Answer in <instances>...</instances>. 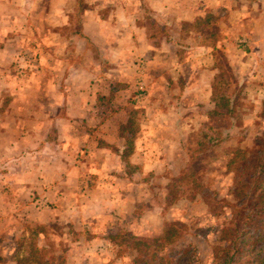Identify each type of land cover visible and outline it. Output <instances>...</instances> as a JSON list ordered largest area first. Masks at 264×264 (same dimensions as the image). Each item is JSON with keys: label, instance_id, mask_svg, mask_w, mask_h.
<instances>
[{"label": "rangeland", "instance_id": "1", "mask_svg": "<svg viewBox=\"0 0 264 264\" xmlns=\"http://www.w3.org/2000/svg\"><path fill=\"white\" fill-rule=\"evenodd\" d=\"M118 1L120 3L122 0H99L87 5V0H73L70 7L72 12L66 20L68 25L60 29H51L50 35H59L70 45L71 40L78 37L77 32H80L79 26L84 9L97 7L98 12H90L92 14L90 16L97 15L104 20L115 16L116 21V15L121 14L113 11ZM133 1L135 3V0ZM232 3L235 4L234 1ZM208 16V19L204 18L205 22L204 19H200L192 24H181V35L176 36L178 26L170 23L172 16H164L163 25H159V21L155 23L147 12L142 14L151 46L163 50L158 62L164 68L167 62L177 60L184 62L187 53L193 51L196 53L195 68L200 70V77L203 70L215 72L209 95L207 90L204 92L205 95L202 93V85L195 91L180 90L184 87L185 79L182 76L177 78L170 75L168 81L172 86H167L166 95L165 92L161 94V101L146 100L147 92L141 75L143 71L141 62L134 61L135 69L131 70L132 72L124 70L123 66L120 67L124 71L115 70L111 68V64H114L111 62L100 63V76L104 78L101 84L114 85L113 89L124 87L130 92L129 96L114 93L113 95L109 92L100 95L103 100H99V104H102L94 114L102 119L113 118L112 122L119 126V133L126 138L121 150V159L125 163L124 168L129 175V182L125 181L122 175L117 177V184L125 183L126 187L115 193V200L113 199L110 206L94 205L95 200L90 204L87 200H90L91 196L87 198L83 195L81 198L82 182L85 180L81 174L78 179L76 176L77 186L68 188L76 197L71 199L73 202L71 206L68 200L72 195L66 197V202L54 204V200L44 196L46 190H42L41 194L37 189L27 190L24 192L26 195L23 205L24 216L35 217L41 222L35 224H28L29 221L22 222L14 227L16 228L14 233L1 237L2 260L20 255L18 240L22 236L27 237L28 228H36L42 233L37 237V244L61 254L64 264H142L143 261L154 264L155 260H150L151 255L159 258L161 264L213 263V258L218 255H215V252L221 250L226 240H229L230 229L225 223L231 218L230 206L233 203L228 197V191L233 189V181L237 180L233 172L226 171L227 156L234 148L249 146L260 132L258 112L260 103L264 100V44L255 46L251 44L248 32L240 33L241 27L237 26V18L245 19L241 9L230 14L222 12ZM42 30L48 32L46 29ZM223 30L228 32L229 42L228 45L220 46L217 41ZM43 32H40L41 36ZM22 33L19 32L24 36ZM193 33H197L195 39ZM103 35L105 37L109 33ZM163 40L165 43H168L166 40H174L175 44L172 47L165 43L163 45ZM171 51L175 56H170ZM65 52L74 61L75 46L66 49ZM20 69L22 68L19 67L18 70ZM158 69L161 70L160 67ZM127 73L134 76L131 82L125 81L123 77ZM38 95L41 96L39 93ZM167 95L171 96V103L165 100L164 96ZM227 97L233 99L231 117L226 116L223 112L225 109L221 107V103ZM157 102L159 109L153 105ZM144 104H148L146 108L149 106L150 108L147 110ZM170 105L173 107L172 110L169 109ZM25 111L27 112V109ZM213 111L215 114H211ZM123 121H127L126 125H121ZM112 126L115 127L107 125V130ZM210 126L217 127L221 137L225 136L228 129L229 139L195 161V177L200 180L203 189L199 192L195 189L198 193L190 198L178 197L177 190L181 187L177 188L173 183L185 166L186 153L195 146L199 135L204 133L203 129ZM145 127H150V132L152 131L156 137L152 136L153 140L141 145L140 155L134 153L132 156L131 151L136 147L134 143L137 135L141 129H146ZM71 128L77 132L88 131L85 130L88 127L81 122L72 124ZM89 129L91 132L98 131L93 125H90ZM64 143L68 146L66 152H69V146H72L71 152L77 153V157L83 155L82 150L87 151L86 143L71 141ZM79 148L80 152H77ZM116 149L119 150V147ZM0 181H3L1 174ZM91 193L90 191L89 194ZM76 199L78 202L74 204ZM169 222L180 223L182 228L178 231L179 238L173 244L165 246L162 244V229L164 224ZM131 240L138 242L140 254L132 248Z\"/></svg>", "mask_w": 264, "mask_h": 264}, {"label": "crops", "instance_id": "2", "mask_svg": "<svg viewBox=\"0 0 264 264\" xmlns=\"http://www.w3.org/2000/svg\"><path fill=\"white\" fill-rule=\"evenodd\" d=\"M97 1L87 0V5ZM71 5L73 0H0V174L3 177L0 181V239L14 233V227L22 222H41L35 217L24 216V192L27 190L37 189L40 194L46 190L44 196L54 200V204L66 202L72 195L68 200L71 206L75 196L68 188L77 186L76 176L78 179L81 174L85 178L81 198L91 196L87 202L95 200L94 205L110 206L115 193L126 187L125 183L117 184V177L122 175L129 182L121 159L126 138L119 133L113 118L102 119L94 114L102 104H99V100H103L100 95L109 92L129 96L130 92L124 87L113 89L114 85L101 84L104 78L100 76V63L111 62L115 70L123 66L124 70L132 72L134 61L141 62L146 100L161 101V94L165 92L166 95L167 86H172L168 81L170 75L185 79L180 90L195 91L202 85V93L207 90L209 95L215 72L203 70L200 77L193 51L187 53L184 62H167L164 68L158 62L163 50L151 46L142 14L147 12L155 23L159 21V25H163L164 16H172L170 23L178 26L176 36H180L181 24L241 9L245 19L237 18L240 33L248 32L255 46L264 44V0H135V3L122 0L113 9L121 13L116 15V21L115 16L105 20L97 15L90 16V12L97 13L99 8L87 7L79 26L84 39L75 37L69 45L59 35H50V30L68 25L66 20L72 12ZM104 33L109 35L104 37ZM220 33L217 44L228 45V32ZM196 36L197 33H193V39ZM166 41L168 43L163 40V45L172 47L175 44L174 40ZM74 46L73 61L65 50ZM171 53L170 56H175L173 51ZM19 67L22 69L18 70ZM123 77L129 82L134 78L132 73ZM164 98L172 102L170 95ZM148 104H144L145 108ZM153 105L157 109L160 107L158 102ZM77 122L87 126L85 130L88 131L77 132L71 128ZM121 123L126 125L127 121ZM90 125L98 131L91 132ZM107 125L115 127L107 130ZM152 136L155 134L150 132V127L141 129L131 155H140L141 145L153 140ZM65 141L86 143L87 151L82 150L83 155L77 157V153L71 152L72 146L66 152ZM78 150L74 151L80 152V148ZM54 190L57 192L53 193ZM77 202L76 199L74 204Z\"/></svg>", "mask_w": 264, "mask_h": 264}, {"label": "trees", "instance_id": "3", "mask_svg": "<svg viewBox=\"0 0 264 264\" xmlns=\"http://www.w3.org/2000/svg\"><path fill=\"white\" fill-rule=\"evenodd\" d=\"M76 35L84 39L81 32H77ZM232 103L233 99L229 97L221 103V107L225 109L223 112L228 117L232 116ZM260 105L258 116L261 126L254 142L249 146L234 148L227 156L226 171L233 172L237 180H240L239 182L234 180L233 189L228 191V197L233 203L230 206L231 218L225 223V226L230 229L229 240H226L221 250L215 252V255H218L213 258L212 264H264V100ZM211 114H215V111ZM229 125L232 126L231 123ZM203 131L195 146L187 151L185 166L174 180L173 184L177 188L181 187L177 190L178 197L190 198L203 189L202 183L195 177V161L226 139L228 140L230 136L227 129L225 136L221 137L219 129L212 126L206 127ZM230 133L232 134L233 130ZM195 189H198V192ZM181 228L182 225L177 222L165 223L162 229V244L165 246L173 244L179 238L178 231ZM39 234L42 235L40 230L28 228L27 237L22 236L18 243L16 242L20 248V255L7 260L0 258V264H64L61 254L37 244ZM131 245L137 254L141 253L136 240H131ZM0 249L3 247L0 246ZM154 257L151 255L150 260H155L154 264H161L160 259ZM142 264H150V262L143 261Z\"/></svg>", "mask_w": 264, "mask_h": 264}]
</instances>
